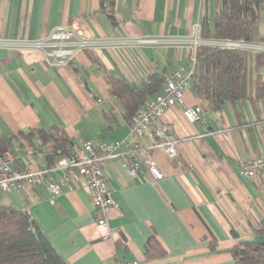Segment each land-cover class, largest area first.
Returning <instances> with one entry per match:
<instances>
[{
  "label": "crops",
  "instance_id": "0c3cea01",
  "mask_svg": "<svg viewBox=\"0 0 264 264\" xmlns=\"http://www.w3.org/2000/svg\"><path fill=\"white\" fill-rule=\"evenodd\" d=\"M218 8L219 0H115V24L101 0H0V42L39 41L58 28L77 25L91 40L158 41L94 51L108 72L131 83L153 73L188 76L195 67L192 44L212 40L203 38L202 24L206 20L212 31ZM259 36L264 38V11ZM51 63L40 52L0 47V135L22 168L30 161L37 170L54 150L36 136L17 137L23 133L58 128L77 150L87 142L119 143L130 136V122L86 51L68 65ZM260 76L264 86V67ZM194 106L205 113L191 124L184 109ZM162 123L174 129L181 145L176 159L155 152L162 181L130 178L122 158L106 169L124 214L111 212V231L97 224L84 180L73 191L65 189L54 204L43 183L9 192L0 188V205L28 212L68 264H235L231 248L257 240L255 224L264 220V171L254 178L237 173L240 162L264 156V98L207 111L189 89L184 103L169 109ZM150 237L161 244L164 257H146ZM214 239L216 251L210 248Z\"/></svg>",
  "mask_w": 264,
  "mask_h": 264
},
{
  "label": "trees",
  "instance_id": "16d2710c",
  "mask_svg": "<svg viewBox=\"0 0 264 264\" xmlns=\"http://www.w3.org/2000/svg\"><path fill=\"white\" fill-rule=\"evenodd\" d=\"M101 9L117 24L115 0H101ZM263 11L264 0H219L214 28L211 31L204 20L202 36L204 39L264 44V38L259 36ZM86 53L99 65L109 95L119 103L130 125L133 117L161 92L168 78L163 73H153L139 83H131L124 77L110 74L94 51ZM263 67L264 53L201 45L196 50L191 89L205 103L207 111H221L228 102L263 100L264 86L260 76ZM75 72L79 73V70L75 69ZM82 79L88 88L87 80ZM21 136H36L44 145L53 144L54 150L45 156L49 164L77 151L73 139L58 128L49 132L38 129L17 137ZM9 151L8 142L0 135V157ZM254 230L257 240L239 242L231 248L235 264H264V220L257 222ZM210 248L217 250L215 239L211 241ZM145 254L148 259L165 256L155 237L147 241ZM0 264L68 263L28 212L0 205Z\"/></svg>",
  "mask_w": 264,
  "mask_h": 264
},
{
  "label": "built area",
  "instance_id": "2783aa9c",
  "mask_svg": "<svg viewBox=\"0 0 264 264\" xmlns=\"http://www.w3.org/2000/svg\"><path fill=\"white\" fill-rule=\"evenodd\" d=\"M158 44L154 39H140L132 42H113L109 40H91L82 28L71 25L58 28L49 37L39 41H1L0 47L40 52L46 62L68 65L79 52L110 50L117 47H145ZM201 45L227 49H246L264 53V44H249L227 40H195L192 44V59L195 64L196 50ZM194 73V72H193ZM193 73L185 76L180 71L170 74L162 90L152 98L139 113L133 117L128 139L119 143L101 142L94 145L84 143L70 156L57 158L52 164L44 161L37 170H32L31 162L20 167L17 158L11 152L0 157V188L3 192L11 189L21 190L25 186L43 183L49 189L52 204L64 193L73 191L85 181L89 197L93 203L97 224L109 229V218L113 210L123 212L110 190L106 178L109 163L122 158V167L130 178L147 176L152 182L165 178L164 172L154 158L155 152L162 150L171 159L179 156L180 141L175 137L171 126L162 123L166 112L184 103L187 90L192 87ZM150 76V75H149ZM147 77H144V79ZM143 79V80H144ZM204 109L201 106L186 107L184 116L191 124L203 120ZM264 171V156L240 162L237 173L240 176L254 178ZM121 264H140L138 261Z\"/></svg>",
  "mask_w": 264,
  "mask_h": 264
},
{
  "label": "rangeland",
  "instance_id": "374dc122",
  "mask_svg": "<svg viewBox=\"0 0 264 264\" xmlns=\"http://www.w3.org/2000/svg\"><path fill=\"white\" fill-rule=\"evenodd\" d=\"M109 73L112 74V75L118 76L114 71H109Z\"/></svg>",
  "mask_w": 264,
  "mask_h": 264
}]
</instances>
